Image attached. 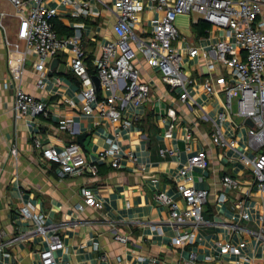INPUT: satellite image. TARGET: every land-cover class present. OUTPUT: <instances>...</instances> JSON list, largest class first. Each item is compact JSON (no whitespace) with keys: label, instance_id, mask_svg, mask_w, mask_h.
<instances>
[{"label":"crops","instance_id":"crops-1","mask_svg":"<svg viewBox=\"0 0 264 264\" xmlns=\"http://www.w3.org/2000/svg\"><path fill=\"white\" fill-rule=\"evenodd\" d=\"M61 1H47V5L59 11L55 26L60 27V33L55 30L64 38L72 34L75 23L84 24L85 61L94 76V60L102 55L101 45L116 38L113 0H105L108 6L91 0L94 9L101 12L98 19L75 17L74 6ZM162 15V11L146 2L138 13L137 30L140 32L144 27L150 31ZM26 26L10 2L0 1V229L10 234L19 228L25 230L27 224L22 221L19 208L26 203L34 211L43 212L49 223L57 225L64 242V247L56 252L58 264H154L153 260L159 264H183L191 252L197 255L195 264H264V239L255 233L262 224L264 194L258 192L250 168L240 157L241 153L254 154L247 145L251 125L235 114H226L221 122L218 115L224 95L208 93L204 88L205 82L211 80L219 91L216 78L227 75L225 66L217 61L215 48L223 32L211 26L206 35H197L192 28L190 37L181 34L182 38L174 43L183 56L185 75L192 80L186 101L180 100L179 90H171L163 81L158 68L139 59L140 77L149 84L150 96L138 108L126 104L123 119L130 125L123 126L101 115L94 103L91 114L69 105L68 99L75 96L80 80L71 69L74 54L68 44L47 60L46 78L43 86H39L35 66L38 57L26 51V43L20 38ZM189 47L197 48L198 55L190 56ZM237 50L238 56L244 58L245 51ZM209 60L215 63L214 70H210ZM17 84L44 101L48 114L15 119ZM111 93L97 88L99 99ZM117 103H121L119 99ZM170 108L176 111L175 120L168 114ZM62 119L72 120L75 130L63 127ZM215 123L221 125L225 137L236 138V150L213 143ZM171 124L172 135L167 137ZM79 135L84 136L81 143ZM107 137L120 145L116 158L103 157ZM35 138L44 146L57 149L78 142L97 171L58 178L56 165L45 162L34 147ZM14 148L16 155L12 152ZM199 151H206L209 165L206 169L194 168L191 175L197 188L208 191L203 210L207 223L199 226L195 242L179 248L172 245L177 230L169 222L170 207L159 201L158 194L164 191L185 206L177 191L180 170ZM114 159L119 161V167L112 165ZM225 175L236 178L239 186L226 189L222 181ZM83 189L89 190L103 207L78 209L79 204L85 203ZM243 211L249 219L241 217ZM53 233L50 230L47 235ZM115 234L128 237V242L115 240ZM242 242L245 245L239 255L222 252L221 245ZM45 245L46 239L35 235L30 241L17 244L8 262L39 264L38 251Z\"/></svg>","mask_w":264,"mask_h":264},{"label":"built area","instance_id":"built-area-1","mask_svg":"<svg viewBox=\"0 0 264 264\" xmlns=\"http://www.w3.org/2000/svg\"><path fill=\"white\" fill-rule=\"evenodd\" d=\"M2 1V0H0ZM10 2L17 15L26 21V30L20 34V38L26 43L27 52L34 53L38 57L35 66L39 71V86H43L46 78L44 71L49 58H54L65 45H70L74 56L71 69L79 78V88L73 98L68 99L72 108H81L85 114L94 111L92 104L96 105L99 113L107 117L113 124L129 126L130 122L123 119V110L127 103L135 108L145 103L150 96L149 84L141 80L139 59H143L150 67H156L161 72L163 81L171 90H179V98L182 101L190 97L189 86L192 80L188 79L184 72L183 56L174 44L182 38L175 25L178 15H189L191 22L204 19L212 27L221 30L222 37L217 42L216 58L222 63L227 75L221 74L216 78L220 86L215 90L211 80L204 84L208 93L222 92L224 100L219 112L221 122L226 114H235L253 122L247 131V145L254 153L252 156L241 153V162L249 167L257 186L258 192L264 194V0H113L111 10L116 14L117 21L114 25L116 38L108 40L101 45L102 55L94 60L96 75L100 79V88L111 90L110 95L99 99L97 87L86 64V52L83 48L82 22L73 25V32L67 37L60 36L55 30V20L59 17V11L54 6L47 5L48 0H5ZM108 6L105 0H95ZM62 4L74 6L73 16L98 19L101 12L94 9L91 0H62ZM150 2L157 11L163 15L156 19L150 31L144 27L140 32L137 27L140 23L138 13L145 3ZM192 12L197 17L192 18ZM3 15V14H2ZM238 48L245 51V57L238 56ZM190 56L198 55L197 48H188ZM207 54L204 53V56ZM210 70H214L215 63L208 62ZM121 92L122 95H119ZM120 100V104L117 100ZM236 103V109L234 105ZM47 104L26 92L20 84L15 87L14 115L15 119L26 116L48 114ZM173 120L176 119V111L170 108L168 111ZM61 125L71 131L75 130L72 120L62 119ZM174 125L171 124L166 136L172 135ZM190 137V132L188 133ZM107 148L103 157H117L120 145L112 138L107 137ZM212 141L219 147H231L236 150L237 140L234 137L227 138L222 132L221 125L215 123ZM34 147L41 152L45 162L56 165V175L60 179L69 176L83 174L87 170L96 172V167L91 166L82 146L74 141L57 149L54 146H44L37 138L34 139ZM17 154V149L12 150ZM130 154V158L136 157ZM114 167H119L117 159L112 161ZM209 160L206 151H199L189 158L180 170L181 180L177 182V191L185 202L182 207L178 200L162 191L158 194L159 201L170 207L169 222L177 230L172 240V245L183 248L195 242L197 230L200 225L207 223L203 216L204 206L208 200V191L197 188L193 183L191 172L194 168L206 169ZM226 189H235L239 181L225 175L222 179ZM85 203L79 204L78 209L85 206L102 208L103 204L87 189H83ZM21 219L27 224L25 230L18 229L12 234L0 229V261L2 264H10L8 259L13 256L14 247L19 243L30 241L35 235H41L46 239V245L38 251L39 264H58L56 252L64 247V242L58 234L55 223H49L43 212L34 211L30 204L24 203L19 208ZM242 218L249 219L246 212H242ZM260 229L255 232L259 238L264 239V215L261 217ZM188 225V227H185ZM233 228H236L234 226ZM54 233L47 235L48 231ZM115 240L122 243L128 242V237L115 234ZM239 245L226 243L221 245L223 253L239 255ZM97 249V246L95 247ZM105 259V256H102ZM197 255L191 252L183 264H195ZM154 264H159L153 260ZM14 264H19L17 261ZM234 264H246L236 262Z\"/></svg>","mask_w":264,"mask_h":264},{"label":"water","instance_id":"water-1","mask_svg":"<svg viewBox=\"0 0 264 264\" xmlns=\"http://www.w3.org/2000/svg\"><path fill=\"white\" fill-rule=\"evenodd\" d=\"M175 25L178 27L181 34L190 37L192 35V22L189 15H178L175 19ZM56 59L54 65L56 64ZM94 83L97 88H100V79L97 75L92 76ZM250 125H253V122L250 119H247ZM83 135H79L78 142L81 143V138Z\"/></svg>","mask_w":264,"mask_h":264},{"label":"trees","instance_id":"trees-1","mask_svg":"<svg viewBox=\"0 0 264 264\" xmlns=\"http://www.w3.org/2000/svg\"><path fill=\"white\" fill-rule=\"evenodd\" d=\"M55 28L60 33V27L55 26ZM192 28L197 33V35H206L211 28V24L204 19H199L196 22L192 23ZM95 72L97 73V70Z\"/></svg>","mask_w":264,"mask_h":264},{"label":"rangeland","instance_id":"rangeland-1","mask_svg":"<svg viewBox=\"0 0 264 264\" xmlns=\"http://www.w3.org/2000/svg\"><path fill=\"white\" fill-rule=\"evenodd\" d=\"M192 18H195V17H197V15H196V13H194V12H192ZM234 109H236V103H235V105H234Z\"/></svg>","mask_w":264,"mask_h":264}]
</instances>
